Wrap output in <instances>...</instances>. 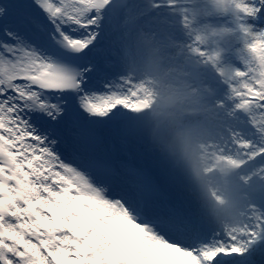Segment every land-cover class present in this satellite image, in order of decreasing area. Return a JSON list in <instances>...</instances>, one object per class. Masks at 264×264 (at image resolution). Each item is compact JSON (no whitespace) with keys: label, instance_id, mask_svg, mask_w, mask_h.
<instances>
[{"label":"snow or ice","instance_id":"obj_1","mask_svg":"<svg viewBox=\"0 0 264 264\" xmlns=\"http://www.w3.org/2000/svg\"><path fill=\"white\" fill-rule=\"evenodd\" d=\"M189 2L0 0V264H264V199L242 230L221 228L153 147L160 177L128 152L129 133L147 137L146 101L126 73L136 29L179 43L167 30L179 16L229 122L224 150L264 174V0H216L243 70L229 38L213 54L193 40ZM173 175L197 213L165 195Z\"/></svg>","mask_w":264,"mask_h":264},{"label":"clouds","instance_id":"obj_2","mask_svg":"<svg viewBox=\"0 0 264 264\" xmlns=\"http://www.w3.org/2000/svg\"><path fill=\"white\" fill-rule=\"evenodd\" d=\"M225 6L216 0H190L188 4L192 38L200 36L209 54L217 51L216 40L229 38L231 33L224 31V26L210 25L204 19V9L209 14H225L221 10ZM204 72V65L190 47L170 35L137 27L126 73L146 101L137 116L150 144L185 180L190 177L205 190L202 206L215 225L242 230L257 202L253 192L247 190V181L241 184L236 175L239 157L223 154L231 128L214 106ZM260 189L264 199V183Z\"/></svg>","mask_w":264,"mask_h":264},{"label":"bare ground","instance_id":"obj_3","mask_svg":"<svg viewBox=\"0 0 264 264\" xmlns=\"http://www.w3.org/2000/svg\"><path fill=\"white\" fill-rule=\"evenodd\" d=\"M261 25L262 24H258L257 27H260ZM174 37L177 41H179V36L176 35ZM224 153H227V151H225L224 147H223V154ZM136 155H137L136 152L131 155L134 160H136ZM148 162H150L152 164L153 169L155 170V174L158 177H160L162 174L163 164L160 161L156 152H155L154 157H151ZM251 169H254V168H251ZM249 171H250V169L247 170L246 173H248ZM263 176H264V174H261L258 171L255 174H252L250 178L248 175H247V177L245 175L244 179H243V184L245 181H247L248 185L250 186L247 189L249 191L251 189V187H255L257 185L258 180H260V178ZM181 181L184 182L183 179L178 175L168 176L166 179H163L162 182L164 183V188H165L166 192H168L171 195L170 198H168V199L172 204L179 207L181 210H183L185 212V209H186V205L184 204L185 200H186L185 197H191L192 208L190 210L186 211V213H197L199 211V206L197 205L198 202H197L195 196L197 197V199L199 200L201 205H203L205 203V195H206L205 190L201 189V187L198 186L189 177L185 181L187 182V184L191 188L192 192L195 194V196H194L193 193L191 192V190L187 191V189H189L188 187H186V188L180 187L179 183ZM260 190L261 189L259 188L257 194L255 195L257 197L256 202H259L261 200ZM188 202H190V201H188Z\"/></svg>","mask_w":264,"mask_h":264},{"label":"rangeland","instance_id":"obj_4","mask_svg":"<svg viewBox=\"0 0 264 264\" xmlns=\"http://www.w3.org/2000/svg\"><path fill=\"white\" fill-rule=\"evenodd\" d=\"M139 2L143 3L146 2V0H139ZM160 11L164 12V13H168L171 10L170 9H161ZM167 19L171 20L174 22V26L168 27L167 30L172 33L174 36H179V42H182L184 44L186 43H191L192 41L183 33V31L181 30V26H180V17L179 16H168ZM210 25L212 26H216V27H220V26H224V27H228L231 28L233 27L232 21H231V14H218V13H210L207 17L204 18ZM260 27H264V25H261ZM238 35V34H237ZM242 42L239 41L236 36L233 37V39L228 41V44L230 45V51L226 53V56L228 57V60L238 69H242L243 70V64L242 62H240L239 58L236 56L235 54V49H240L243 47V45L241 44ZM257 171L255 169H251L247 174L249 176V174H255ZM264 177V176H263ZM180 183H184V182H180ZM264 183V181L258 180V183L255 187H251V192H253L254 196L256 195V193L258 192L260 185ZM185 184V183H184ZM191 189V188H190ZM190 189H187V191H189ZM256 199V197H255ZM190 201V202H188ZM186 205V210L188 211L192 208V202H191V197L186 198V201L184 203ZM198 205V203H197ZM199 206V205H198Z\"/></svg>","mask_w":264,"mask_h":264}]
</instances>
